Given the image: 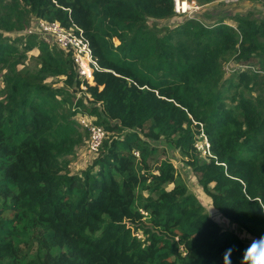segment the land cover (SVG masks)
<instances>
[{
    "label": "trees",
    "instance_id": "trees-1",
    "mask_svg": "<svg viewBox=\"0 0 264 264\" xmlns=\"http://www.w3.org/2000/svg\"><path fill=\"white\" fill-rule=\"evenodd\" d=\"M199 16L177 15L173 0H0V264H260V251L222 229L185 184L163 188L175 167L155 179L156 198L136 200L160 156L140 135L149 125L156 140L176 136L194 152L214 208L264 240V19ZM36 18L84 31L99 66L91 102L71 92L82 83L72 57L26 33ZM34 49L39 71L17 72ZM52 76L65 87L45 83ZM79 114L98 116L108 135L130 132L73 174L61 160L81 141ZM195 129L209 143L205 161Z\"/></svg>",
    "mask_w": 264,
    "mask_h": 264
},
{
    "label": "rangeland",
    "instance_id": "rangeland-1",
    "mask_svg": "<svg viewBox=\"0 0 264 264\" xmlns=\"http://www.w3.org/2000/svg\"><path fill=\"white\" fill-rule=\"evenodd\" d=\"M226 0H214L213 2L205 5H201L203 7L202 12L198 13L200 18L207 24L218 23L222 20H226L228 24L235 25L230 18L233 15L237 16H245L252 15L257 19H264V0H239L236 3H225ZM197 2V1H196ZM198 3V2H197ZM200 4V3H198ZM38 18H36L37 20ZM183 19L181 16L177 17L173 21L162 22L159 23L160 26L166 27L167 25L175 26L178 21ZM34 20V21H36ZM20 47V44H19ZM39 52L37 49H34L32 52L28 54V58L24 61H19L16 63L17 72H25V73H37L40 69V64L38 61ZM234 67V62L231 61L227 64L226 69L228 70L227 75H230L232 69ZM7 71H2L0 73V99L2 97V91L4 90L5 84L3 82L4 75ZM66 77L64 76H52L48 77L45 80V83L51 85L52 87H65ZM75 91V92H74ZM72 93L75 94L77 98L85 97L86 102H91V98L89 95L85 96L86 91L71 90ZM100 107V106H99ZM102 108V107H100ZM103 112V116H105ZM94 122L99 120L98 116L88 115ZM117 120L111 119L110 122L112 124L116 123ZM104 126V125H103ZM102 127V126H101ZM80 133L82 134L81 141L75 147L74 152L70 155H67L62 158V163H66L68 165L69 172L71 173H80L82 171L87 170L89 167L94 165L95 160L98 158L99 154L102 152L104 141L107 139L114 137L123 139L130 129H125L123 133L120 134H106V137L102 143V146L97 150L93 151L90 147V140L88 133L85 130L80 129ZM143 142H150L151 144H155L160 149V156L157 160H153L149 163V170L142 172V177L140 178V183L138 185V193L136 196L137 203L146 201L148 199L156 198V190L155 188V179L161 177L162 170L166 165H171L175 167L176 174L172 181L167 182L164 185V189L167 191H172L177 185L185 184L189 189V192L196 196L197 201L201 203L203 206L205 213L216 223H218L222 229L231 232L233 235L240 237L246 240L251 247L259 250L260 253L264 256V240L257 239L252 234H248L245 231H242L241 228L235 223L230 222L226 218H224L219 211H217L212 203L211 197L204 192L203 187L199 182V174L195 173L192 170V167L189 163L190 157L194 156V152H191L189 155L186 153V150H183L177 143L176 136L170 137H161L159 140H156L154 135L152 134V129L148 126L140 132ZM194 137L196 142H201L200 138L204 142L203 135H199L198 129L194 131ZM200 136V137H199ZM195 142V143H196ZM202 142V143H203ZM200 144V143H199ZM198 144L194 148H196L195 152L200 154V160L205 161L208 156L202 151L198 150ZM137 160L140 161L139 153H135ZM144 218L141 219L142 222H146V218L148 217V213L141 210Z\"/></svg>",
    "mask_w": 264,
    "mask_h": 264
},
{
    "label": "built area",
    "instance_id": "built-area-1",
    "mask_svg": "<svg viewBox=\"0 0 264 264\" xmlns=\"http://www.w3.org/2000/svg\"><path fill=\"white\" fill-rule=\"evenodd\" d=\"M239 0H226L225 3H236ZM174 11L177 15H184L192 18L203 10V7L195 0H173ZM29 35L37 36L49 46H55L67 55H70L76 64L77 74L82 81L81 91H87V85H95L94 73L99 69L97 59L93 54L90 41L84 34V31L74 26L68 29L59 22H49L37 19L32 26L26 30ZM234 71V69H232ZM80 127L88 132L90 147L97 151L106 137L103 127L97 125L88 115L79 114L76 118ZM204 137V142L198 144V149L202 153L209 154V143Z\"/></svg>",
    "mask_w": 264,
    "mask_h": 264
},
{
    "label": "clouds",
    "instance_id": "clouds-1",
    "mask_svg": "<svg viewBox=\"0 0 264 264\" xmlns=\"http://www.w3.org/2000/svg\"><path fill=\"white\" fill-rule=\"evenodd\" d=\"M253 264H256V261H253ZM260 264H264V257L260 258Z\"/></svg>",
    "mask_w": 264,
    "mask_h": 264
}]
</instances>
